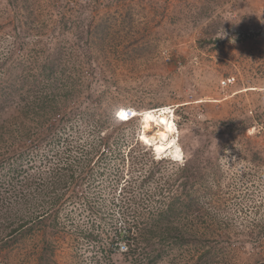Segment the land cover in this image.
Instances as JSON below:
<instances>
[{"label": "rangeland", "instance_id": "1", "mask_svg": "<svg viewBox=\"0 0 264 264\" xmlns=\"http://www.w3.org/2000/svg\"><path fill=\"white\" fill-rule=\"evenodd\" d=\"M21 46L37 58L29 79L39 81L38 65L49 62L56 78L44 77L45 92L57 93L65 113L42 127L21 124L22 106L3 105L0 125L12 134L0 130V164L17 171H0V206L12 211L11 228L48 215L54 235L36 228L6 249L0 242V264H37L44 246L46 264H127L108 250L124 245L112 232L126 215L148 218L190 194L203 196L204 207L173 220L198 247L218 248L202 264H264V0H0V58ZM11 73L0 80L28 75ZM119 105L138 113L170 107L164 155H153L164 127L141 129L139 116L115 123ZM111 133L124 156L133 150V162L107 155L81 164L82 151ZM198 154L206 172L186 194L181 168ZM190 223L205 235L194 236ZM191 255L175 249L160 264H199Z\"/></svg>", "mask_w": 264, "mask_h": 264}, {"label": "trees", "instance_id": "2", "mask_svg": "<svg viewBox=\"0 0 264 264\" xmlns=\"http://www.w3.org/2000/svg\"><path fill=\"white\" fill-rule=\"evenodd\" d=\"M29 52L30 51L26 52L22 46L17 53L16 48H10L8 49L7 55L0 58V73H2V75L4 74V79L11 75L12 71L18 69H21L22 72H25V76L28 74L26 78L16 76L15 79L19 80L18 84L11 83L6 85L4 84V81L0 80V118L3 117V105H15L17 107L22 106L19 109L20 112L18 116V118L22 120L21 124L25 121L32 120L36 124L39 122L42 127L46 125L53 128L52 123L63 121L61 116L64 115L65 111H63L64 108L62 104H60L61 98H57L56 96L57 93H51L48 95L45 92L47 87L51 88V85L44 84V77H46V80L54 82L56 76L53 78L50 77L51 75H49L48 71L51 68L48 66L49 62H46L48 64L40 63V65H38V68L40 67L39 75L41 77L39 81H37L38 79L34 77V75H31L32 78L29 79L28 76L33 71V68L36 67L35 65L37 61V58H35ZM15 55L16 58H14ZM5 66H8V69L3 70L2 68ZM66 115L68 114L66 113ZM93 117L94 114L86 115L84 124L88 125ZM97 124L98 123L96 122V125ZM16 127V130H18V126ZM5 129L6 127L4 125H0V130H2L4 134H12V132H7ZM63 130L64 128L62 131ZM60 137L62 136L60 135ZM64 141H67V138ZM119 142L120 140L116 139L114 134L111 133L100 137L99 141L95 143L94 146L90 147V149H85L82 151V148H79L78 152L81 153L82 151L81 156H85V158H82L81 164L85 163L86 161L89 162L90 156H92L91 159H93L96 156L101 157L107 155H110L116 159L122 158V161L124 160V157L127 156L128 160L132 163L133 150L130 149L128 152V154H130L124 156V152L122 150L120 151L119 148H125V146L123 143H121L120 146H117V143L119 144ZM24 147L26 146L24 145ZM129 147H131V144ZM115 151H118V154ZM21 153L22 152L19 154L20 159H22V156L20 157ZM198 155L199 157L194 159L193 162L186 160L185 164H183L181 168V175L184 176V182H182L180 187L186 194L187 191L189 192L190 187L194 189L196 185H201L198 180L202 181L204 178L202 175L206 172V168L199 167V163L204 161L205 158L202 156V154ZM165 158L166 157L158 159L157 161H168V159ZM72 162L75 163L74 160ZM132 165H134L137 169V172H139L137 165L134 163ZM11 168L0 164V171L5 170L9 171L10 173L17 171V169L13 166H11ZM67 178L68 180L73 179V174L71 173ZM117 179L120 182L122 175L118 176ZM203 194L206 195V192L203 191ZM184 199L185 200L181 201L179 204L177 203L178 200H180L179 198L173 199L171 202L166 204L164 208H161L155 215L152 213L147 214L148 218H146L145 214H143L140 210L131 212L130 216L132 219L128 217L129 215H126V220L123 221V229L117 231L114 230L112 235L114 238H116V240L119 239L124 241V246H126L127 250L124 253L118 254L123 256V259L127 262V264H160L162 258L166 254L169 255V253L173 252L175 249L181 250L183 248L187 249L188 253L193 254V256L198 260L197 262L206 259L207 263L218 257V248L214 246H208L206 248L202 245H199L200 247H198L197 245L199 242L194 238H187L188 236H186L185 232L181 230L179 224L173 220V217H175L178 212H181V214L185 213V215L188 216L194 211H201L202 207H204V204H202L203 196L190 194L185 196ZM132 202L135 201L133 200ZM12 215L13 214L10 209H3L0 206V223L2 222L4 226L2 228L3 230L0 231V242L3 243L1 246L2 249H6L11 245L19 243L26 236H29L30 233H32V230L36 228H41L43 230L42 236L44 237H47L46 235L49 233L54 235V232H52V228L54 227L53 220H50L48 215L37 218V220L33 222L32 228H25V225L21 224H19L16 228H11V226L14 225ZM200 216L203 217V215ZM191 226L193 227L192 233L195 234L194 236H198V234L205 235L200 223L197 225L191 224ZM9 228L10 231H8ZM184 231L186 230L184 229ZM226 242L227 246L231 247V242ZM116 243L117 242L111 244L110 248H108L109 252L116 253ZM44 247H41L40 249L37 264H46L49 259V257H47L49 255L47 247ZM49 256L52 255L50 254ZM109 258L111 257L106 258L108 262H110V260H108ZM191 263L192 262H189V264ZM199 264H202V262Z\"/></svg>", "mask_w": 264, "mask_h": 264}, {"label": "clouds", "instance_id": "3", "mask_svg": "<svg viewBox=\"0 0 264 264\" xmlns=\"http://www.w3.org/2000/svg\"><path fill=\"white\" fill-rule=\"evenodd\" d=\"M171 111L170 107L165 106L155 111H145L138 113L135 109L130 107H125L123 105L114 106L111 112V119L115 123H125L130 121L134 116L140 117V127L141 129H147L151 124H156L157 126H163L166 133H170L173 131V124L171 123V117L169 116V112ZM130 118V119H129ZM158 135L162 139H167L164 133H158ZM140 139H144L143 136ZM176 152H180V145L177 143L173 145ZM161 148H157V151H161ZM154 155V153H153ZM175 159L179 160L180 157H175ZM122 251H126V246L121 249Z\"/></svg>", "mask_w": 264, "mask_h": 264}, {"label": "bare ground", "instance_id": "4", "mask_svg": "<svg viewBox=\"0 0 264 264\" xmlns=\"http://www.w3.org/2000/svg\"><path fill=\"white\" fill-rule=\"evenodd\" d=\"M173 130H174V128H173ZM159 133H164V135L167 137V139H162L157 134V140L154 142L153 153H157V154H160V155H164L166 153L165 150H166V148L169 145V143H170L171 140H170V137L168 136V133H166L165 131H161ZM157 148H161L162 150L161 151H157ZM154 155L156 156V154H154ZM156 158H157V156H156ZM165 159H167V157ZM175 161H177V160H175Z\"/></svg>", "mask_w": 264, "mask_h": 264}, {"label": "built area", "instance_id": "5", "mask_svg": "<svg viewBox=\"0 0 264 264\" xmlns=\"http://www.w3.org/2000/svg\"><path fill=\"white\" fill-rule=\"evenodd\" d=\"M125 247L124 245H119L117 246V250H116V253H124L125 251H122L121 249Z\"/></svg>", "mask_w": 264, "mask_h": 264}]
</instances>
